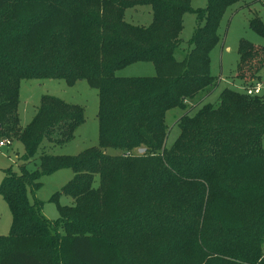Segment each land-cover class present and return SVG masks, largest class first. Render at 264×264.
<instances>
[{"label": "trees", "instance_id": "16d2710c", "mask_svg": "<svg viewBox=\"0 0 264 264\" xmlns=\"http://www.w3.org/2000/svg\"><path fill=\"white\" fill-rule=\"evenodd\" d=\"M13 1L32 8L24 51L34 64L0 58V141L17 139L25 149L20 170H7L0 184L12 214L10 234L0 236V264H110L100 241L120 247L134 264H264V98L228 87L218 105L190 114L196 97L206 99L220 84L211 53L238 0H207L196 10L192 0H0V14ZM135 7L151 9L150 23L126 18ZM188 13L197 23L178 60ZM52 28L60 31L41 43ZM239 57L240 85L247 76L260 79L264 50L241 41ZM139 62L152 63L155 76H117ZM47 78L85 80L97 90L99 145L74 157L44 153L40 169L29 172L45 142L70 143L85 122L81 107L44 96L34 120L20 126L21 80ZM175 109L185 113L167 148L166 117ZM62 168L74 173L62 189L73 204L51 221L29 192ZM66 244L69 255L55 257Z\"/></svg>", "mask_w": 264, "mask_h": 264}, {"label": "rangeland", "instance_id": "374dc122", "mask_svg": "<svg viewBox=\"0 0 264 264\" xmlns=\"http://www.w3.org/2000/svg\"><path fill=\"white\" fill-rule=\"evenodd\" d=\"M207 0H192L193 9H204L207 7ZM27 4H16L15 1L0 14V58L6 64H34V61L27 63L30 53L24 51L27 37V23L29 16L33 15ZM89 12V10L87 11ZM126 18L131 23L137 25H147L151 21V9L149 7H135L127 11ZM197 19L195 14H185L184 28L180 35L181 46L177 52V59L181 60L184 54L190 50L189 41L192 38L196 27ZM90 29H88L89 31ZM60 31L52 28L49 32L42 35V41L48 40L51 36ZM221 43L211 53V73L219 78L220 84L217 90L206 99L196 97L194 103L197 106L190 112L194 115L201 107L206 104L218 105L220 94L225 88L244 90L251 87L255 82H262L264 86V66L259 71L260 79L251 77L245 78L243 85L234 77L239 63V46L241 41H247L256 48L264 50V0H238L229 7L223 16L219 29ZM64 38V37H61ZM32 56V55H31ZM1 62V59H0ZM22 62V63H21ZM119 77H148L155 76L156 69L152 63L139 62L130 65L120 71ZM44 96L54 97L67 104L77 105L84 111L85 122L79 127L73 141L64 146H52L45 142L34 158L28 162L26 169L29 172L40 169V158L44 153L55 156L74 157L83 151L97 147L99 145V95L96 89L92 88L87 81L80 80L70 85L63 79H24L20 82L18 96V113L20 126L26 128L35 118L41 100ZM264 98V89L261 91ZM204 98V97H203ZM188 104V103H187ZM185 112L175 109L167 113L166 122L169 127L167 137V148L172 147L180 134V128L176 124L177 120ZM14 137V136H13ZM6 137L2 136L1 140ZM12 141L10 146L0 148V184L7 170L19 171L22 164L25 149L23 144L17 139L7 138ZM264 148V139H263ZM109 154H116L115 150H108ZM74 176L71 169L62 168L54 173L47 174L41 178L40 187L33 193L29 192V199L42 203L43 215L48 220H56L60 217V208L73 204V198L62 194V189L69 183ZM58 196L57 200L53 197ZM12 227L11 211L0 195V236L6 237L10 234ZM109 256L110 264H124L122 257L128 258L134 264L133 257L127 255L120 247L111 241H100ZM128 250L129 248L125 246ZM39 257H44L45 251H34ZM69 255L68 244L62 246L61 252L56 253L55 257ZM62 259V258H61Z\"/></svg>", "mask_w": 264, "mask_h": 264}, {"label": "built area", "instance_id": "2783aa9c", "mask_svg": "<svg viewBox=\"0 0 264 264\" xmlns=\"http://www.w3.org/2000/svg\"><path fill=\"white\" fill-rule=\"evenodd\" d=\"M262 89H263V85L261 83H256L254 86L244 89V91L249 96H256V95L261 94ZM9 145H11V142L7 139L0 141V148L6 147Z\"/></svg>", "mask_w": 264, "mask_h": 264}, {"label": "water", "instance_id": "95a60500", "mask_svg": "<svg viewBox=\"0 0 264 264\" xmlns=\"http://www.w3.org/2000/svg\"><path fill=\"white\" fill-rule=\"evenodd\" d=\"M146 152V149H140L139 154H144Z\"/></svg>", "mask_w": 264, "mask_h": 264}, {"label": "crops", "instance_id": "0c3cea01", "mask_svg": "<svg viewBox=\"0 0 264 264\" xmlns=\"http://www.w3.org/2000/svg\"><path fill=\"white\" fill-rule=\"evenodd\" d=\"M259 82V81H258ZM259 83H261L262 85H263V83L262 82H259ZM263 89H264V86H263Z\"/></svg>", "mask_w": 264, "mask_h": 264}]
</instances>
